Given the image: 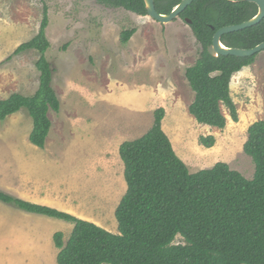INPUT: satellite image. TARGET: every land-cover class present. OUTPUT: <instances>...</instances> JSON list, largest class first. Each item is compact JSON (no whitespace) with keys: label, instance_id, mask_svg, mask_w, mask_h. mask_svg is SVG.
<instances>
[{"label":"trees","instance_id":"trees-1","mask_svg":"<svg viewBox=\"0 0 264 264\" xmlns=\"http://www.w3.org/2000/svg\"><path fill=\"white\" fill-rule=\"evenodd\" d=\"M141 16L148 15L144 0H98ZM182 0H155L160 13H170ZM258 13V5L246 0H194L180 15L191 21V29L202 46L196 62L185 76L195 92L190 113L202 124L223 129L228 118L239 121L231 95V79L256 55L212 56L208 52L216 31L239 24ZM47 8L39 32L20 44L14 53L36 49L40 57V85L32 95L19 92L0 99V120L27 108L33 118L29 140L44 148L53 121L49 112L60 111L61 99L53 85L54 68L46 52L51 47L46 28ZM137 29L121 32L128 43ZM229 47L253 48L264 42V19L257 25L224 34ZM166 110L154 112L152 127L141 137L124 141L120 155L124 162L127 190L115 216L118 232L47 205L31 203L0 191V200L17 207L74 224L67 241L61 231L53 240L59 249L58 264H264V119L248 128L244 151L255 163L253 178H247L227 162L191 172L179 157L163 129ZM200 143L210 148L214 135H202ZM184 242H176L178 236Z\"/></svg>","mask_w":264,"mask_h":264},{"label":"rangeland","instance_id":"rangeland-1","mask_svg":"<svg viewBox=\"0 0 264 264\" xmlns=\"http://www.w3.org/2000/svg\"><path fill=\"white\" fill-rule=\"evenodd\" d=\"M45 7L49 18L46 32L51 41L46 55L54 68L53 85L60 96L61 107L59 112H49L53 127L47 139L46 153L42 155L39 153L43 149L29 140L33 118L27 108H21L5 120H0V159L8 157L34 170L18 171V166L15 165L9 171H2L0 164V182L7 183V186L0 185V191L19 197L18 189L22 184L19 180L25 176L34 179L30 177L34 174L37 182L42 184L41 191L37 194L42 195L43 200L48 196L56 208H66L65 210L78 217L118 232L115 209L126 189L124 174L120 170L109 172L97 164H84L86 156L73 152L76 146H72L71 135H67L66 139L60 138L59 118L68 117L66 111L69 110V94L64 83L70 74L74 77V83L83 88L81 91L89 93L85 96V103L77 102L73 106L74 113L70 117L90 118L92 110L88 104L97 100L96 104L99 106V90H106L104 95L111 94L112 81L131 78V72L135 68V55L138 58L153 56L154 67L161 71L158 78L164 86L176 90V111L181 113L176 114L180 118H173L172 115L164 118L163 129L172 142L171 130L178 142L183 137L182 141L192 144L193 148H185L190 159L197 162V171L211 167L218 161H225L247 178H253L255 163L245 153L244 143L249 126L264 119V50L257 53L254 63L233 75L231 95L238 109L239 121H233L229 110L222 105L228 123L225 128L220 129L199 123L187 108L194 100L195 92L191 89L185 72L200 56L202 46L190 25L183 19L160 23L149 15L141 16L124 8L102 4L98 0H0V99L15 92L32 95L39 88L40 71L36 61L40 52L29 49L16 54L14 51L39 32ZM134 27L137 29L136 42L122 43L121 32ZM144 40L146 48L143 51ZM122 87L124 90V86ZM123 100H120L117 109H113V116L125 117L131 114L128 99ZM171 109L173 107L169 108ZM182 114H186L188 118H181ZM202 135H214L215 145L210 148L203 146L200 143ZM174 145L176 146L175 143ZM58 147L63 148V153L58 151ZM68 147L69 153L73 152L70 156L66 154ZM178 155L184 161L183 155ZM39 158L42 161L34 164ZM184 162L188 165L187 160ZM189 169L191 172L194 170L191 167ZM23 189L25 188L19 190ZM23 210L0 200V213L9 212L16 217L15 213ZM28 214L25 217L18 214L17 217L20 221L26 220L34 225L49 243L50 248L45 251L52 252V257L37 253L39 247L37 250L25 248L12 241L8 264H43L45 260L58 264V248L54 244L53 234L63 232L66 241L74 224L38 213ZM18 219L12 221H19ZM11 237L12 235L10 240ZM46 242L44 243L47 244ZM176 242H184L182 236L179 235Z\"/></svg>","mask_w":264,"mask_h":264},{"label":"crops","instance_id":"crops-1","mask_svg":"<svg viewBox=\"0 0 264 264\" xmlns=\"http://www.w3.org/2000/svg\"><path fill=\"white\" fill-rule=\"evenodd\" d=\"M134 41L136 42V33H134L128 43L131 44ZM143 45L144 46L142 47V50L144 51L146 48L145 40ZM137 53L140 54L141 52ZM145 56L146 57L144 58H138L135 55V68H133V72H131L130 79H116L114 82L111 80V94L104 95L106 90H99V106L96 104L97 100H93V104H88L89 108L92 110V113H89L91 116L90 118L70 117V115H73L74 113L72 111L73 106L77 104V102L79 104L85 103V96L86 94L89 95V93H84L81 91L83 88L74 83L73 75L70 74V76L66 78L64 87L69 94L67 100V106L69 107V110L66 111L68 117L59 118V122L61 124L60 138L66 139L67 135H71L70 139H73L72 146H76V149L73 152L81 153L86 156V158L83 160L84 164H97L109 172L120 170L124 174L125 166L120 155V145L124 141L133 140L144 135L152 127L154 122V112L159 107H164L166 110L164 118H168L170 115H172L173 118H180L177 114L181 113L176 111V107L178 106V95L175 94L176 90H174V88H170L169 86L166 87L163 85L161 80L158 78L161 71L160 69H156L154 67L153 56ZM122 86H124V90ZM120 87L122 89H118ZM124 98L128 99L131 114L126 115L125 117H121L122 115L113 116V109H117L118 105H120V100L124 101ZM189 105L187 106L188 109ZM170 107H173V109L169 110ZM180 116L181 118H188L186 117V114H182ZM170 134L173 136V145L174 143L176 144V146L174 145V148L177 154H182L184 161L187 160L189 167H191L192 170L194 169L193 172H196L197 162L190 159L187 149L185 148L186 146L192 147V144L182 141L183 137L182 140L178 142L174 137L172 130ZM182 145H184V147ZM58 148V151L63 153V148ZM42 149L43 152H40V155L46 153L45 151L47 150V145ZM69 149V147L68 150L66 149V154H68V156L73 154V152L69 153ZM57 153L58 152L56 151L55 154ZM40 155L39 157H41ZM41 161V158H39L37 161H34V164H38ZM0 164L3 168L1 169L2 171H9L15 165L18 166V171H34L33 169H29L22 164L20 165L16 163L14 160H10L8 157L1 158ZM30 177H33L34 179L27 178L25 176L23 179L19 180V182L22 183L19 189L25 188L23 190L18 189L19 198L31 203L47 205L56 208L57 206L51 203L48 196L45 198L46 200H43V196L37 194L39 190L41 191L40 187L42 184L37 182L38 180L36 177H34V174H32ZM0 185L7 186V183L0 182ZM126 190L127 185L124 193ZM57 209L67 211L65 210L66 208ZM28 212L30 211L23 210L15 213L16 217H14V214H9V212L0 213V264L9 263L10 242L12 241L24 245L25 248H32L34 250H37V247H39V252L37 253L40 255L42 254L44 257L49 254L52 257V252L45 251L49 250V243L46 242V239H44L38 233V230L33 227L34 225L26 220L20 221L18 219V214L25 217L29 215ZM16 218L19 221H12ZM11 235L12 237L10 240ZM67 240L68 239H66V241ZM40 251H42V253ZM26 260L28 261L29 258ZM51 263H48L46 260L43 262V264Z\"/></svg>","mask_w":264,"mask_h":264},{"label":"water","instance_id":"water-1","mask_svg":"<svg viewBox=\"0 0 264 264\" xmlns=\"http://www.w3.org/2000/svg\"><path fill=\"white\" fill-rule=\"evenodd\" d=\"M146 9L148 11V15L160 22V23H169L175 20L180 16L185 9L193 3L194 0H182L179 4H177L170 13L164 14L158 12L156 8L155 0H144ZM249 2H253L258 5V13L250 18L239 24H232L227 25L224 27L219 28L213 37V42L208 47V52L212 56H219V55H234L238 57H250L257 55L260 51L264 50V42L259 43L253 48H239V47H229L226 46L222 42V36L227 33L239 31L248 27L255 26L259 24L264 19V0H246ZM191 23L190 20H187Z\"/></svg>","mask_w":264,"mask_h":264},{"label":"flooded vegetation","instance_id":"flooded-vegetation-1","mask_svg":"<svg viewBox=\"0 0 264 264\" xmlns=\"http://www.w3.org/2000/svg\"><path fill=\"white\" fill-rule=\"evenodd\" d=\"M181 14H182V13H181ZM181 14H180V15H181ZM178 18L183 19V20H184L185 22H187L189 25L191 24V23H189V22L187 21L188 19L182 18L181 16H179ZM176 19H177V18H176ZM176 19H175V20H176ZM190 27H191V26H190Z\"/></svg>","mask_w":264,"mask_h":264}]
</instances>
